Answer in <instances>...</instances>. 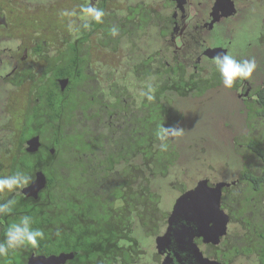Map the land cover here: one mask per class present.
Listing matches in <instances>:
<instances>
[{"label": "flooded vegetation", "instance_id": "flooded-vegetation-1", "mask_svg": "<svg viewBox=\"0 0 264 264\" xmlns=\"http://www.w3.org/2000/svg\"><path fill=\"white\" fill-rule=\"evenodd\" d=\"M15 1L7 0L10 8L22 9V13H34L40 6L44 18L34 20V24L25 21L24 25L20 23L21 26L11 27L10 30L7 25H13L14 22L0 12V144L6 135L15 141L24 124L32 126L33 113L39 115L43 98V101H47L48 110L55 111L59 118H72L71 130L73 128L75 133H91H88V141L94 151L88 150L83 156L88 154L95 160L102 159L105 146L101 144L107 143V139L110 141L112 135H117L122 125L129 121L128 117H132V112L137 111L136 103L144 94L141 83L144 63L153 72L159 67L158 64L166 69L178 67L185 71L186 76L194 74L199 81L196 83L200 85L203 80L209 83L208 79H211L209 88L199 96L207 95L208 91L223 95L226 91L241 102L243 97L255 100L258 99L256 85H264V49L257 51L249 43L241 48L240 42L234 37L240 27L252 24L251 21H255L254 29L261 36L259 33L264 30V10H260L258 4L264 7V3L258 0H243V5L241 0H71L69 4L75 7L71 5L72 10L69 9V12L74 14L75 20L68 27L58 28L45 23L51 22V17H59L68 11L63 10L67 0H38V6L33 0H27L18 7L13 5ZM26 3L31 7H27ZM53 8L58 9L55 15L52 13ZM87 8L103 10L105 15L101 28L95 29V20L86 18ZM85 23L89 24L91 31L84 27ZM37 28L42 34L49 29L57 38L56 43L51 45L42 37H38V40L25 37ZM112 28L117 30L115 35ZM136 40L143 44L131 53L129 51L137 45ZM40 43L45 47L36 51ZM74 43L79 44L80 50L73 53V60L51 71V62L47 57L55 58L58 64L65 52L70 56L72 51L69 49ZM221 53L241 62L254 61L255 69L251 76L237 79L230 88L225 87L216 67V59ZM104 56L110 59L104 60ZM36 60L42 66L36 67ZM45 71L46 76H43ZM51 79L53 84L50 83ZM33 83L45 86L42 95L38 92L40 87H32ZM70 100L74 102L69 103ZM75 101L79 103L74 105ZM19 109L23 112L18 115L20 125L15 133L10 129V122L14 112ZM108 127L115 134L113 131L109 133ZM246 127L251 129V132L246 133L247 136L253 135L255 127L249 124ZM35 137L38 145L30 151L27 149L28 141L33 142ZM41 144L40 135L34 134L25 140L24 149L27 153H34ZM230 145L231 148L247 151L244 153L251 157L253 164L248 163L247 168L238 170L232 180L210 182L207 178L201 179L206 187L220 190L219 209L222 214L215 219L218 233L209 224L206 232L194 227L193 231L181 238L182 242L177 240L176 234L172 235L180 226H194L185 222L171 225L169 221L175 202L187 190L182 188L178 190L180 194L169 210L170 204L160 208V201H157L144 211V222L136 220L137 214L134 221L125 222L122 219L125 210L118 207L111 218L113 222L115 218L121 222L119 232L115 231L110 238L113 242L101 238L94 231L93 234L83 233L76 238H61L57 244L61 249L47 254L31 251L22 259V264H29L30 259L39 257L58 258L56 264H198L195 253L214 264H264V173L261 172L264 154L259 157L250 152L245 141L233 139ZM259 148L264 152V137ZM49 152L54 153V149L49 148ZM10 157V154L0 153L2 163ZM94 163L97 165V162ZM37 172L44 175L45 187L47 179L41 170L34 173L33 181ZM250 177H256L260 184L254 183ZM75 181L73 186H80L81 183ZM103 200L110 204L113 198L109 196V199L104 197ZM115 202L118 203L117 200ZM71 216L79 231L78 214L71 212ZM61 217V224L65 226L66 216ZM94 219L92 217L89 230L95 226ZM44 225L48 226L45 222ZM169 226L171 230L168 233ZM160 227H163L162 231ZM143 236L149 238V244L143 242ZM90 238L101 242L99 244H108L110 254L105 251L89 255L84 249H71L69 246H77ZM186 241L190 244L187 245ZM7 264H11V261Z\"/></svg>", "mask_w": 264, "mask_h": 264}, {"label": "trees", "instance_id": "trees-1", "mask_svg": "<svg viewBox=\"0 0 264 264\" xmlns=\"http://www.w3.org/2000/svg\"><path fill=\"white\" fill-rule=\"evenodd\" d=\"M103 19L102 17L101 21H95V29L101 28ZM253 32L258 45H263L264 30L259 33L261 36L257 35L256 28ZM86 37L87 34H85ZM44 47L40 43L35 50L40 51ZM79 48L78 43L72 44L69 49L72 51L70 56L65 52L66 54L61 56L58 64L55 58L47 57L51 62V71L55 67L57 69L66 65L70 59L73 60V53H78ZM158 66L153 72L146 63L144 68L142 65L143 97H139L136 103L137 111L132 112V117H128L129 121L122 125L117 135L108 127L109 133L113 131L115 135L111 136L110 141L107 139V143L101 144L105 146L102 159L95 160L91 155H82L88 150L94 151L91 149V142L88 141L90 140L89 132L75 133L73 128L71 130L72 118L70 116L59 118L55 111L48 110L47 101H43L42 97L39 105H42L41 112L38 116L37 113H33L32 126L24 124L16 135L15 141L10 135H6V138L1 140L0 153L10 154L11 157L6 159V164L0 160V177L22 170L33 178L34 173L41 170L47 182L36 199L16 192L0 193V202L13 197L18 200L11 214L0 216V241L5 239L9 224L17 222L22 215L32 216L34 227L42 229L45 233V238L39 241L35 248L26 246L10 251L7 257H0V262L7 264L11 261V264H22V259L31 251L46 254L55 252L62 248L57 245L59 239L76 238L83 233L89 235L93 234L92 231L101 238H107L113 242L110 238L115 231L119 232L118 226L121 224L116 218L114 222L111 219L114 217V211L122 207L125 210L124 214L122 213V219L125 222H130L131 219L134 221L136 214V220L144 222L146 219V217L143 218L144 211L161 200L158 195L165 187L161 177L165 169L183 159L181 156V151L185 148L183 145H189L188 155L196 156L198 152H202L205 156L215 153L223 157L220 153H223L227 144L222 142L223 134L215 129L218 127L216 120H221V117L225 116V114L221 116L220 113L217 114L219 108L223 109L224 103L222 105L221 101L218 102L213 98L205 101L206 93L199 96L209 88L211 79H208L209 83L203 80L200 85L196 83L199 81L194 74L186 76L185 71L178 67L166 69L162 67V64ZM45 73L46 71L43 76H46ZM50 83L53 84V79ZM32 87L40 86L38 83H33ZM44 90L45 86H41L38 92L42 95ZM256 92L258 99L243 97V102L236 100V103H241L237 111L241 113L242 118L251 121L247 124L262 127L263 130L257 135L247 136L246 133L251 132L248 128V131L238 133L231 138L234 141H245L250 152L262 157L264 152L259 146L264 137V85H256ZM148 95H151L153 99L149 100ZM199 97L200 100L203 99L200 105L192 106V102L186 105L188 99ZM175 101L181 105L176 106ZM78 103L75 101L74 105ZM57 108L55 110L58 111ZM100 117L103 118L102 113ZM161 126L179 127L184 130V135L169 138L167 151L160 149V141L155 135ZM34 134L40 135L42 144L37 152L27 153L24 149L25 140ZM174 138L181 144L179 148L175 145L179 143L175 142ZM214 145H217V148ZM49 148H53L54 153H50ZM243 152L247 151L243 150ZM262 159L261 172L264 173V156ZM250 178L254 183L260 184L256 177ZM63 180L64 182L61 183ZM74 181L81 183L80 186H73ZM109 196H112V202L110 204L103 202L104 197L109 199ZM115 200L118 201L117 204H114ZM71 212L78 214L79 231ZM62 215L66 216L65 226L61 224ZM92 217L95 218L93 221L95 226L89 230ZM44 222L48 225L47 227ZM128 230L131 231V229ZM99 243L101 242L90 238L77 246H69L71 249H84L89 255L105 251L108 253L111 250L108 244ZM111 245L115 244L111 243Z\"/></svg>", "mask_w": 264, "mask_h": 264}, {"label": "rangeland", "instance_id": "rangeland-1", "mask_svg": "<svg viewBox=\"0 0 264 264\" xmlns=\"http://www.w3.org/2000/svg\"><path fill=\"white\" fill-rule=\"evenodd\" d=\"M27 0H16L13 4L15 7H18V5H22V2ZM71 0H67L65 5L64 3V12L68 10L65 13H62L59 17H51L50 21L46 24L53 25L56 28L64 26L68 27V25L72 24V22L75 20V16L73 13L69 12V9H71V5L75 7L73 4H69ZM257 2H263V0H258ZM33 3L38 6L39 2L38 0H33ZM44 3H47V1H44ZM50 3V1L48 2ZM5 4V6H4ZM201 4V2H200ZM245 4V1L241 0V5ZM248 4V3H247ZM246 4V5H247ZM70 5V6H69ZM260 10H264V7H261L260 4H258ZM27 7H31V5H28L26 3ZM33 10V8H32ZM72 10V9H71ZM0 12L2 15L5 14L6 19H11V21L14 22L9 23L7 25L10 30H12L11 27L18 28L21 25H24L23 22H29L34 24V20H37L38 18L43 19L44 13L42 12V8L39 6V8L34 13H22V9H15L10 8L7 0H0ZM52 13L55 15L58 13L57 8H53ZM264 14V13H263ZM23 19V20H22ZM251 23L246 24L244 27H240L239 30L235 33V39L240 42L241 48L244 47L245 44L250 43L254 47L255 50L259 51L260 49H264L263 45H258V40L254 37V23L255 21H251ZM21 23V25H20ZM8 28V29H9ZM9 32V31H8ZM10 33V32H9ZM54 34L56 35V31H54ZM28 39H37L38 37H42V40H48L51 45H54L57 41V38L53 35V33L48 29L44 34H42V31L40 29H33L30 35L25 36ZM18 43V41H16ZM22 42H20L21 44ZM136 47L129 52L133 53L138 47H140L143 43H141L139 40H136ZM248 48H246V51ZM250 51V49H249ZM121 52V51H120ZM249 54V52H248ZM104 60H109V56L102 57ZM37 65L40 67L42 66V63L36 60V67ZM35 67V68H36ZM37 69V68H36ZM39 73V71H37ZM264 74V73H262ZM259 77L261 75H258ZM223 83V80H222ZM208 95V96H207ZM205 95L204 100L207 101V99L213 98V100H217L218 102H222L223 109L219 108L217 111V114L220 116L222 114H225V116L221 117V120H216V124L218 127H216L215 131L218 133H222V142L226 143V147L223 150V153H220L223 157H219V154H208L205 156L202 152H198V155H188V149L189 145H183L184 149L181 151L183 156L182 160L177 161L176 164L168 167L165 169L164 174L161 176L163 177V182L165 183V187H163L162 191L159 193V198L161 199L159 202V206H168L170 209L171 205L173 204L174 200L178 197L180 192L178 190L182 189L183 187L185 189H189L194 187L195 183L201 179H209L210 182H216L220 180L228 181L234 179V174L242 168H247V164L252 165L253 162L251 160V157H248L243 150L234 148L229 146L231 143V137L236 136L238 133H244L248 131L246 124L250 123L251 121H248L247 118H242V115L240 112L237 111V107H240L241 103H236V99L232 96H229V94L224 91V94L219 93H207ZM203 100V99H202ZM202 100H200V97L198 99L194 98L192 100L188 99L187 102L191 103L193 105H200ZM176 106L181 105L179 102L175 101ZM216 111V110H215ZM23 111L20 109L15 111L13 114V119L10 122V129H13L15 133L19 129L20 121H17V119H20L18 115H20ZM262 127H255L254 130H252V133L256 135V133H260L262 131ZM184 135V134H183ZM175 142H178L176 138H174ZM179 143V142H178ZM175 145L179 148V145L175 143ZM215 148H217V145H214ZM228 148V149H227ZM193 149V148H192ZM191 154V153H190ZM83 155V154H82ZM250 158V159H249ZM3 162L6 164V160H3ZM182 185H184L182 187ZM7 192V191H5ZM166 210V211H167ZM163 230V227H160V231ZM149 238L147 236H143V242L146 244H149Z\"/></svg>", "mask_w": 264, "mask_h": 264}, {"label": "clouds", "instance_id": "clouds-1", "mask_svg": "<svg viewBox=\"0 0 264 264\" xmlns=\"http://www.w3.org/2000/svg\"><path fill=\"white\" fill-rule=\"evenodd\" d=\"M105 15L103 10L95 8H87L85 10L86 18L101 21ZM85 28L89 27L88 23L84 24ZM116 28H112V32L116 34ZM216 67L219 71L225 87H231L237 79H247L251 76L255 69L254 61H238L228 54L221 53L216 59ZM148 99L153 97L148 95ZM184 134V130L179 127H164L161 126L156 132V139L160 141V149L167 151L168 141L170 137H179ZM33 182L32 177L22 170H17L11 175L0 177V193L16 192L26 189ZM18 200L13 197L4 202H0V216L11 214ZM45 238V233L42 229L34 227V219L30 215H22L17 222L9 224L5 232V239L0 241V257H7L10 251L20 249L26 246L35 248L38 242Z\"/></svg>", "mask_w": 264, "mask_h": 264}, {"label": "water", "instance_id": "water-1", "mask_svg": "<svg viewBox=\"0 0 264 264\" xmlns=\"http://www.w3.org/2000/svg\"><path fill=\"white\" fill-rule=\"evenodd\" d=\"M34 142V143H33ZM28 141V150H33L38 145L37 137L34 140ZM35 180L26 188L21 190L26 196L37 197V192L44 187L45 178L41 172H37ZM216 187H206L204 181H198L196 185L192 188L187 189L183 194H181L174 204L171 215L169 216V221L172 223L185 222L193 224V227H182L178 230L175 229L172 235L176 234L177 240L182 242V239L188 232L193 231L194 227L197 230L202 229L205 232L211 226L214 227L218 233V228L215 219L220 217L222 214L219 209V196L220 190ZM210 224V226H209ZM223 226V225H222ZM171 230V227L168 228ZM221 232V231H220ZM171 234V233H170ZM215 235L214 237H216ZM170 237V236H169ZM168 237V239H169ZM189 245V241H186ZM192 247V245H191ZM190 247L191 254L193 255L192 248ZM197 257L198 264H214L211 261L201 258L197 253L194 254ZM34 260H29V264H56L58 258H33Z\"/></svg>", "mask_w": 264, "mask_h": 264}]
</instances>
